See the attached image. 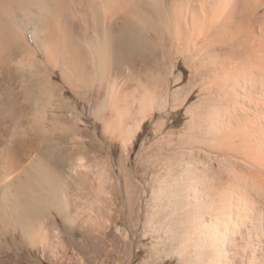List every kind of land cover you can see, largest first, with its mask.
<instances>
[{
	"label": "rangeland",
	"instance_id": "obj_1",
	"mask_svg": "<svg viewBox=\"0 0 264 264\" xmlns=\"http://www.w3.org/2000/svg\"><path fill=\"white\" fill-rule=\"evenodd\" d=\"M15 59L0 62V264H210L181 179L190 110L208 98L188 88L198 83L190 61L98 94L101 80Z\"/></svg>",
	"mask_w": 264,
	"mask_h": 264
},
{
	"label": "bare ground",
	"instance_id": "obj_2",
	"mask_svg": "<svg viewBox=\"0 0 264 264\" xmlns=\"http://www.w3.org/2000/svg\"><path fill=\"white\" fill-rule=\"evenodd\" d=\"M178 56L198 78L188 88L208 94L190 110L181 168L204 235L197 251L210 264H264V0H0V62L101 80L98 94L122 76L163 75Z\"/></svg>",
	"mask_w": 264,
	"mask_h": 264
}]
</instances>
